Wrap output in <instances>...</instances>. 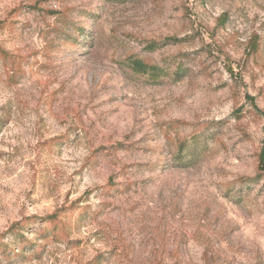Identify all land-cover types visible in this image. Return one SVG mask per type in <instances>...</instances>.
Masks as SVG:
<instances>
[{
    "label": "clouds",
    "instance_id": "clouds-1",
    "mask_svg": "<svg viewBox=\"0 0 264 264\" xmlns=\"http://www.w3.org/2000/svg\"><path fill=\"white\" fill-rule=\"evenodd\" d=\"M0 9V139L15 149L0 146V264H175L185 228L156 195L172 169H195L210 199L264 187V0ZM245 256L264 260V243Z\"/></svg>",
    "mask_w": 264,
    "mask_h": 264
},
{
    "label": "rangeland",
    "instance_id": "rangeland-1",
    "mask_svg": "<svg viewBox=\"0 0 264 264\" xmlns=\"http://www.w3.org/2000/svg\"><path fill=\"white\" fill-rule=\"evenodd\" d=\"M16 10L13 8L11 12ZM41 122L43 123V120ZM7 129L8 120L0 119V137L4 136ZM14 138V135L8 137V139ZM58 139L60 137H54L45 144ZM0 146H8L13 152L15 151L14 147L8 145L4 139H0ZM123 146V144H101L95 152L107 147ZM11 154L0 151V158ZM139 166V162L134 160L126 164L124 170L138 169ZM163 183L169 186L171 191L160 190L156 195L162 201L171 198V202L166 205L170 209L169 217L173 221L169 230L175 234L177 218L185 228L178 241L170 239L166 245L165 250L169 257L173 255L176 257L175 264H248L245 256L247 242L264 243V211H260L264 187L255 191L249 189V198L246 201H232L228 199L227 193L221 194L219 198H208L201 190V175L195 169H172ZM112 184L113 177L110 175L108 185ZM133 184L140 187L143 181H131L120 195H129ZM92 190H86L84 195H89ZM139 204L140 202L137 201L129 211H138ZM100 207L104 209L100 215L112 209V219L119 222V218L114 214L120 211V206L113 208L112 204L106 201ZM256 264H264V260H257Z\"/></svg>",
    "mask_w": 264,
    "mask_h": 264
}]
</instances>
